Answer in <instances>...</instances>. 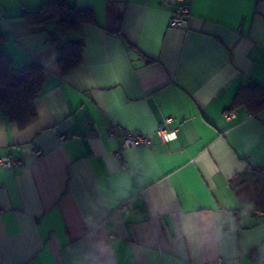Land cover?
Returning <instances> with one entry per match:
<instances>
[{
	"label": "crops",
	"instance_id": "crops-1",
	"mask_svg": "<svg viewBox=\"0 0 264 264\" xmlns=\"http://www.w3.org/2000/svg\"><path fill=\"white\" fill-rule=\"evenodd\" d=\"M46 1L0 0V54L45 75L35 124L18 130L0 111V159L20 162L0 168V264H77L81 254L101 256L102 243V264H256L264 110L233 102L249 84L264 90V0H188L178 29L169 26L177 0H65L95 19L81 27L80 63L66 75L52 26L22 19ZM165 118L176 131L167 143L156 134ZM112 125L152 143L121 149V133L107 135ZM133 156L147 165L128 196L104 206L101 186L110 191ZM232 206L233 228L220 237L215 223Z\"/></svg>",
	"mask_w": 264,
	"mask_h": 264
},
{
	"label": "trees",
	"instance_id": "trees-1",
	"mask_svg": "<svg viewBox=\"0 0 264 264\" xmlns=\"http://www.w3.org/2000/svg\"><path fill=\"white\" fill-rule=\"evenodd\" d=\"M22 19L31 28L52 26L48 40L56 48V64L62 75L79 65L83 42L78 34L83 25L95 23L90 8L76 7L65 0H47L39 9L23 12ZM4 38L0 33V43ZM44 79V68L40 64L31 62L15 70L11 60L0 54V111L18 130L36 123L33 103L40 96ZM233 105L255 115L264 110V90L249 84L238 91Z\"/></svg>",
	"mask_w": 264,
	"mask_h": 264
},
{
	"label": "built area",
	"instance_id": "built-area-1",
	"mask_svg": "<svg viewBox=\"0 0 264 264\" xmlns=\"http://www.w3.org/2000/svg\"><path fill=\"white\" fill-rule=\"evenodd\" d=\"M178 4L174 7L170 19L169 26L173 29L181 28L185 23L189 15L190 3L188 0H177ZM227 118H233V113H228ZM170 119L165 118L162 125L156 130V134L159 140L163 143H167L176 137V131H167L165 127L169 124ZM56 140L58 142H63L65 137L60 134L56 129L52 130ZM121 133L120 137V148L121 149H133L138 147L148 148L153 140V135L151 134H140L132 133L130 131L120 130L115 125H112L108 131L107 135L112 139L118 138V133ZM36 157H41L40 151H34ZM120 156V150L114 154V157ZM20 166V162L17 159L10 157H3L0 159V168L1 169H14Z\"/></svg>",
	"mask_w": 264,
	"mask_h": 264
},
{
	"label": "clouds",
	"instance_id": "clouds-1",
	"mask_svg": "<svg viewBox=\"0 0 264 264\" xmlns=\"http://www.w3.org/2000/svg\"><path fill=\"white\" fill-rule=\"evenodd\" d=\"M132 164L133 167L130 170H118L117 175H115L110 181V191L101 186L100 190L102 192H107V197L102 202L104 206H111V204L115 203L116 200L128 196L132 189V179L134 176H136V170L138 168H144L145 165H147L146 158L142 162L139 158L133 156ZM250 207V205L242 207L239 211V215L247 216ZM233 208L234 206L224 210V214L220 216V218L215 223L217 225L218 235L220 237L227 236L229 231H231L233 228V224L231 223L235 215ZM97 247L102 256L106 251V246L102 243L97 245ZM259 252L260 255L258 256L256 264H264V244H261ZM101 256H97L93 252L84 253L78 257L77 264H102Z\"/></svg>",
	"mask_w": 264,
	"mask_h": 264
}]
</instances>
